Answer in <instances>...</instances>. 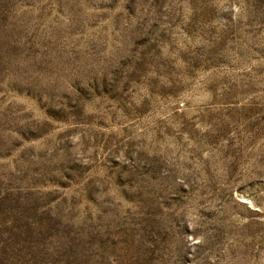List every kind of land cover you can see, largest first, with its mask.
<instances>
[{
    "label": "rangeland",
    "instance_id": "1",
    "mask_svg": "<svg viewBox=\"0 0 264 264\" xmlns=\"http://www.w3.org/2000/svg\"><path fill=\"white\" fill-rule=\"evenodd\" d=\"M0 264H264V0H0Z\"/></svg>",
    "mask_w": 264,
    "mask_h": 264
}]
</instances>
